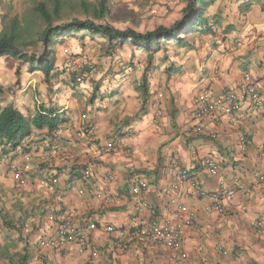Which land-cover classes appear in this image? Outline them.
<instances>
[{"label":"crops","instance_id":"1","mask_svg":"<svg viewBox=\"0 0 264 264\" xmlns=\"http://www.w3.org/2000/svg\"><path fill=\"white\" fill-rule=\"evenodd\" d=\"M242 18L229 27L227 38L205 35L207 43L197 45L184 57L182 64L193 68V76L167 80L166 73L152 75L146 95L141 92L144 65L132 57L138 49L129 42L105 54L99 71L82 84L74 78L62 80L59 69L49 83L41 72L26 68L16 77V61L0 58L4 104L15 105L27 116L55 108L65 118L52 134L45 128L33 129L24 144L13 150L7 146L0 149V157L6 156L0 164L5 173L0 177V195L14 196L12 212L36 217V230L28 236L30 244L39 246L41 239L56 235L59 210L66 211L77 226L96 224L85 245L61 250L39 246L42 255H36L35 264H264V184L255 178L259 152L264 150V87L260 92L263 107L257 110L242 103L236 125L208 121L209 129L217 133L215 138L198 135L193 128L200 91L219 94L235 87L246 72L264 79V13L256 16L248 10ZM92 37L77 33L61 39L55 67L60 58L64 63L68 54L79 52L76 42L85 43ZM104 46L108 48L107 43ZM121 51L128 55L125 70L117 63ZM5 87L16 90L9 93ZM82 119L95 124L92 137L79 135ZM240 135L247 140L245 151L238 145ZM111 143L118 146L116 151H106ZM208 157L219 164L217 173L200 164ZM174 160L187 170V178L176 176L171 168ZM9 161L19 166L29 163L32 170L12 173ZM87 166L95 177L113 175L106 186L118 199L115 204L78 193L85 187L82 172ZM51 176L56 183L52 184ZM42 178L45 184L40 183ZM137 178L145 179L148 187L135 195L132 186ZM193 179L207 192L234 179L253 188L249 194L224 200L223 213H206L209 201L194 190ZM174 182L176 189L169 190ZM191 211L197 214L192 222L187 221ZM138 219L168 220L171 224L182 221L185 259L174 260L166 248L136 240L119 251L115 247L118 233H125ZM257 221L262 223L260 229H255ZM107 226L114 231L107 232Z\"/></svg>","mask_w":264,"mask_h":264},{"label":"trees","instance_id":"2","mask_svg":"<svg viewBox=\"0 0 264 264\" xmlns=\"http://www.w3.org/2000/svg\"><path fill=\"white\" fill-rule=\"evenodd\" d=\"M251 1L242 0L237 11L246 14ZM215 3L216 0H185L180 17L169 26L158 25L150 30L138 31L131 27L119 29L107 22H97L104 20L109 14V0L90 2L88 0H39L31 7V15L39 19L43 27L40 30H33L32 20H29L28 16L23 21L13 17L8 28L0 26V58L9 57L16 61V77L19 76L20 69L25 67L28 72H41L45 83H49L56 75L57 45L61 39L77 33H81V36L93 37L99 34L105 38L109 49L121 47L125 42H129L143 53L145 67L141 77V92L146 95L149 67L153 66V56L162 45L174 43L184 47L186 44L180 34L189 26L209 37L216 34L215 24L203 17L204 12ZM262 10H264V4ZM78 11L82 12L85 18H78L76 13ZM216 15H219V12L213 13L210 18L216 19ZM63 16L70 19L65 20ZM1 18H3L2 13H0ZM189 32L191 31L186 33ZM23 38L30 39L26 41ZM34 45L40 46L38 54L22 50L23 47ZM173 72H175L173 68H167L168 80ZM2 93L3 87L0 85V149L6 146L10 150L19 147L21 141L30 136L33 129L45 128L48 134H52L65 122L63 115L58 114L57 109L50 107L27 116L15 105L4 104ZM21 258L26 259V255L23 254Z\"/></svg>","mask_w":264,"mask_h":264},{"label":"built area","instance_id":"3","mask_svg":"<svg viewBox=\"0 0 264 264\" xmlns=\"http://www.w3.org/2000/svg\"><path fill=\"white\" fill-rule=\"evenodd\" d=\"M119 67L125 70V65L117 60ZM95 74L94 66L87 62L82 57H68L62 68L60 69V78L62 80H69L74 78L77 84L86 83L90 77ZM263 82L246 72L243 74L241 80L235 87L225 88L221 93L217 94L211 90L200 91L196 96V106L194 112V131L201 136L213 139L217 136L215 131H211L208 127V121H223L226 124L236 125L238 123L237 112L242 103H247L253 109H261L263 107L261 90ZM9 92H13V88L5 87ZM159 98L162 97L161 93H158ZM159 104V102H158ZM157 114H160L158 109ZM96 131L95 124L93 122L82 119L80 121L79 135L82 137H92ZM23 139L21 144H24ZM238 145L241 151H245L247 147L246 137L240 135L238 137ZM55 148V147H54ZM118 146L115 143H111L107 146L106 151H116ZM260 155V167L255 172V178L258 183L264 184V150L261 149ZM6 156L0 157V164L5 162ZM210 173H217L219 170V164L213 158H204L201 163ZM171 168L177 174L179 179L187 178V170L182 169L176 160L171 162ZM9 171L17 173L20 171L29 172L31 167L29 163L19 166L18 164L9 161ZM83 179L85 181V187L78 190L79 194L88 193L92 197L100 198L104 204L113 205L118 199L107 190L106 183L111 182L114 177L108 173L100 177H95L91 171V168L87 166L83 172ZM0 177H5V173L0 170ZM52 184L57 182L55 177L50 178ZM41 184H45V178L40 179ZM176 183L171 185L169 190L176 189ZM191 185L194 190L208 199V204L205 206L206 213L224 212L223 201L232 199L238 194H249L252 191L253 186L245 183L240 179H234L231 184L222 183L219 189L211 192L205 191L198 183L196 179L191 181ZM148 183L145 179L137 178L132 186V193L138 195L142 191L146 190ZM197 214L193 211L188 213L187 221H195ZM56 220V235L54 237L41 239L39 246L51 249L61 250L67 248L70 245H85L89 236L96 229L94 222H87L82 226L75 225L70 215L63 210H59L55 217ZM184 223L182 221H176L171 224L168 220L159 222L155 219H138L133 226L128 228L125 233L120 231L115 241V247L123 252L127 249L128 242L136 240L144 245H159L166 248L170 256L177 261L185 259L186 254L182 250V229ZM262 223L257 221L255 223V229H260ZM107 232H113L112 226L106 227Z\"/></svg>","mask_w":264,"mask_h":264},{"label":"rangeland","instance_id":"4","mask_svg":"<svg viewBox=\"0 0 264 264\" xmlns=\"http://www.w3.org/2000/svg\"><path fill=\"white\" fill-rule=\"evenodd\" d=\"M37 1L39 0H0V13L3 14V18L0 19V26L8 28L13 17H18L20 21H23L28 16L29 20H32V29L40 30L43 24L39 19L31 15V7ZM241 2L242 0H216L215 5L204 12L203 17H206L207 21H212L215 24L216 34L218 38H221L220 40L228 37V27H234V24H237L236 21L244 20L242 17L245 14L237 11V7ZM109 3V14L104 20H98L97 22H107L119 29L131 27L138 31H144L153 29L158 25L169 26L172 24L174 20L180 17L181 8L185 5V0H109ZM263 4L264 0H252L249 10H252L257 16L264 13V10H262ZM50 5L49 7H51ZM218 12L219 15H216V19L214 17L210 18L213 13ZM76 13L78 18H85L82 12L78 11ZM63 17L65 20L70 19L69 17ZM187 31L191 32L186 33ZM180 36L183 37L186 45L184 47L177 46L174 43L162 45L153 56V66L149 67V77L152 75H163L166 73L167 68H173L175 72L171 76H179L180 80H186L185 77L193 76V68L190 66L184 67L182 61L197 45L206 44L207 39L204 34L199 32V30L191 28V26L187 30H184ZM23 39L28 41L30 38ZM76 43L80 48L79 52L68 54L66 58L64 57L65 60L68 57H82L94 66L95 73L101 67L100 59L105 54L112 53L111 49L104 46L106 44L105 38L99 34L94 35L93 38H89L85 43ZM22 50L27 53L35 52L38 54L40 46H26ZM124 53V51H121L119 57L121 58L120 62L125 65L128 55ZM132 57L143 62L144 66L141 67L143 71L145 67V56L143 53L137 50L136 54L134 53ZM63 60V58H60L59 65L55 70L59 69L60 72ZM24 69L25 67L21 68L20 71ZM260 80L263 82V88L264 79ZM13 89L16 90L15 87ZM1 189H3L2 181H0V191H2ZM13 198L0 195V264H35L36 255L41 256L42 253L36 243L32 242L30 244L28 242V236L31 237V233L35 232L37 219L36 217H22L12 212L15 206L11 202ZM23 254L26 255V259L24 260L21 258Z\"/></svg>","mask_w":264,"mask_h":264}]
</instances>
